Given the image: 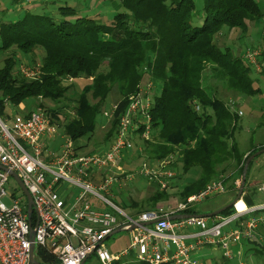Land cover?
Segmentation results:
<instances>
[{
  "label": "trees",
  "instance_id": "16d2710c",
  "mask_svg": "<svg viewBox=\"0 0 264 264\" xmlns=\"http://www.w3.org/2000/svg\"><path fill=\"white\" fill-rule=\"evenodd\" d=\"M78 1L52 0L50 8L27 11L21 19L0 21V54L20 51L32 54L36 62L37 52L42 53L40 80L15 74L16 55L6 58L0 68V117H10L6 112L7 103L19 108L33 99L55 102L69 95V88L63 85L65 79L88 78L91 83L76 95L75 117L65 125V135L74 142L77 151L83 149L85 146L81 142H89L94 137L102 108L116 87L120 94L119 109L104 141L110 145L118 128V116L125 111L129 97L153 79L158 90L151 112L152 136L164 145L145 146L146 153L150 159L161 160L170 153L169 145L197 139V146L185 152L182 163L187 174L193 170L200 174L198 179L185 185L178 196L171 191L178 185V179L168 191L162 192L155 185L157 189L147 203L133 202L139 210L128 215L137 217L151 210L175 209L178 203H186L216 178L222 179L221 175L236 168L243 174L247 160L264 150V146L253 147L247 157V152L241 153L236 138L240 118L229 103L205 87V80L209 73L212 79L236 95L264 94L252 79V74L257 72L232 48L235 42L218 41L220 37L237 32L244 35L238 40L245 41L250 36L253 41L257 40L254 33L264 31V1L119 0L118 9L109 12L77 10L70 3ZM5 16L6 13L0 11V18ZM260 61L262 70L259 73L264 77V51ZM90 96L96 103L90 102ZM57 111H48L51 120H58L60 113ZM137 156L141 159L138 153ZM132 158H126L122 164L128 170L134 169H129L128 164L129 159H136ZM248 173L244 193L248 187ZM231 188L238 194V188ZM197 207L185 213L209 215L217 211ZM235 212L233 207L219 216L231 217ZM248 241L243 257L253 256L254 264H264L263 243L257 237ZM38 254L46 258L44 251L39 250ZM126 264L148 263L137 261L135 255Z\"/></svg>",
  "mask_w": 264,
  "mask_h": 264
},
{
  "label": "built area",
  "instance_id": "2783aa9c",
  "mask_svg": "<svg viewBox=\"0 0 264 264\" xmlns=\"http://www.w3.org/2000/svg\"><path fill=\"white\" fill-rule=\"evenodd\" d=\"M31 1L45 3L48 0ZM262 53L259 48H251L244 54L246 64L257 73L262 70ZM27 65L20 68L21 76L40 80L41 65ZM157 86L150 79L129 97L125 111L118 116V128L111 144L91 154L80 155L66 135L60 149L54 151L48 141L58 134V129L41 107L26 116L11 115L7 121L0 117V166L8 170H0V264H29L32 245L39 264H83L92 255H96L99 264H114L121 258L106 247L105 241L119 228L133 233L131 248L136 259L148 264H200L192 257L196 246L186 242L190 237L186 234L187 228L198 229L200 242L217 245L227 261L242 256L240 251L234 253L231 245L242 239L252 240L258 221L249 217L244 230L226 232L225 229L236 218L250 214V210L241 212L235 205V217H217L212 224L209 218L185 213L206 199L224 194L226 187L222 179L211 183L186 203H178L175 209L151 210L137 217L129 216L122 207L98 192L112 196L111 189L116 184L121 189L139 177L151 186L157 185L162 192L172 189L176 173L169 168L170 162L150 159L146 148L137 147L133 141L135 137L140 138L141 143L151 140L154 103L145 95ZM117 109V104L111 107V118L115 117ZM136 148L142 161L137 168L128 170L122 164ZM10 172L17 174L33 199L31 221L22 189H14L16 194L7 191L12 181L20 187ZM73 189L80 192L68 203L66 198ZM261 191L264 194V184ZM93 196L100 207L107 209L94 208L89 200ZM6 198L10 204L5 202ZM259 209L264 210V205ZM177 215L192 216L170 221V217ZM149 221L156 223L150 228L142 225ZM31 229L35 232L33 241ZM172 247L174 251L170 254ZM39 250L46 253V258L38 254Z\"/></svg>",
  "mask_w": 264,
  "mask_h": 264
},
{
  "label": "rangeland",
  "instance_id": "374dc122",
  "mask_svg": "<svg viewBox=\"0 0 264 264\" xmlns=\"http://www.w3.org/2000/svg\"><path fill=\"white\" fill-rule=\"evenodd\" d=\"M48 1L52 2V0H48ZM48 1L47 3H43V6L45 7V9L50 8V5H52ZM258 1H264V0H258ZM119 2H120L119 0H115V1L113 0L112 1L110 0H79L78 2H75L76 5L74 2H71L70 4L80 11L81 10L87 11L88 9H91V10L95 9L99 11L101 9L100 12H104L106 10L109 12L111 10H117L120 5ZM35 3H38V2H32L31 0H0V11H4L6 13V16L4 18L1 17L0 21L7 22V21H13L19 18L21 19L23 18V16L25 15L27 11L39 12L40 10L37 7V4ZM110 3L112 4L111 6L113 7V9L111 8V6H105V4H110ZM99 4H102V5H99ZM262 4L264 6V3ZM52 14L54 13L52 12ZM263 23H264V19H263ZM262 27L264 29V24ZM254 35H256L258 38L255 41H253V36L252 38L250 36L249 39H247L248 36L244 37L245 39H247L245 40L247 42H245L242 39L238 40V37L240 36L239 32H237L236 34H232L230 36H225L224 38L220 37L218 41L225 43L223 42L225 40L227 44L235 42V45L234 47L232 46V48L233 49L235 48V51L237 52V54L241 56L242 58H244V54L246 53L248 49L259 48L260 50L264 51V31L262 30L261 33H254ZM243 36L244 35H241L240 37H243ZM250 43H252V45L248 46L250 45ZM13 50L16 51V49H13ZM10 54H12V52L0 54V68L4 66L5 60ZM37 54H39V57L36 59V62L33 61L32 54L29 55L26 53H22L20 51H16L14 54H12V55H16L15 57L16 67L14 69V73L20 74L19 73L20 68L22 66H29L27 64H30V66H34V67L41 65V69H42V59H41L42 53L37 52ZM244 62L246 63L245 60ZM252 79L256 81V84L262 88V91L264 93V77L260 75V73L254 72V74H252ZM148 82H150V80ZM89 83H91V80L88 78L78 79V80L65 79L63 81V85L69 88V95L67 97L61 100L55 101V102H51L49 100L46 101L42 98L37 99V100L33 99V100H29V102L27 103H24V105L27 107L26 109H33V110L41 107L47 113L49 110H58L57 112L60 113L59 118H57L58 120L53 119L55 122L51 119L50 120L52 123H54L53 125L57 127L58 129L57 133L60 132L61 134H63L65 131V125H67L75 117V109L78 106L76 102L77 100L76 95L81 93L82 90L87 85H89ZM205 87H207L209 90H213L219 98H221L222 100H225L227 103L231 105L234 104L233 111L235 114H238V117L240 118V121L238 122L240 129L237 132L236 138H237L238 147L240 148L241 153L247 152L245 153V157H247L249 154L248 151L251 150L253 147L257 146L258 148H260L264 146V94L260 96L254 95V97H248L243 94L236 95L235 93L230 92L228 88L226 89V87H224V85L220 83L218 80L212 79L209 73L206 76ZM157 90H158L157 88L154 90L152 89L150 90L149 93H146L145 95V97L149 98L154 104H155V96L157 94ZM108 97L109 98H108L107 104L104 106V108H102L101 116H99L98 118L97 129L95 131L94 137L91 138L89 142H85V141L81 142L85 147L79 150L78 153L80 155L91 154V153L97 152L98 150L107 149L109 147V142H104V141L107 137L108 132L112 128V122L114 120V117L111 118V107L117 104V101L120 100V94L116 87L113 88L111 94ZM89 100L91 103H96V101H94L91 96ZM6 112L10 116L20 114V113L21 114L27 113L23 109L20 112V108H17L10 104L7 105ZM105 114H108V115L106 116ZM3 119L7 121L8 117L3 118ZM133 141L135 142V145H137V147L143 146V148H146L145 146H148V145L149 146L154 145L156 147L159 145L161 146L164 145V142H161V141L156 142L153 136L151 137L150 141L143 140V143H141V139L138 137L133 138ZM63 143H64V140L63 141L60 140V144L62 145ZM196 146H197V139H194V140L192 139L191 141L179 143L174 146L169 145V147L171 148L170 153L166 157L161 158V159H166L165 161H169L170 162L169 168L176 173L175 181H177L178 179V182H177L178 185L176 186V188L174 187L175 191L174 192L172 191V192L176 194L177 196L179 195V192L183 190L185 185H187L190 182H193L191 181L192 179L195 180L199 178L198 175L200 173L197 171L196 173H194L195 170L187 174L185 170L183 169L184 164L182 163L184 156H185V152L187 150L194 149ZM136 150L137 148L133 150L132 154L129 156V158L133 157L132 159L136 158L133 161H130V159L128 160V164L130 166L129 169H132V168L135 169L137 167L136 165H138L142 161L140 158H138ZM59 153H57V156L59 155ZM147 157L149 156L147 155ZM248 171H249L248 182H251L252 179H255V181L259 184L264 182V154L260 155L259 157H256L251 162ZM221 177H222V180H225L226 178L228 179V182L225 183L226 187L228 188V191L229 189H231L232 186H236V188L239 189L238 191H240V189L242 188L243 180H242V174L240 172V168H236L232 172L228 174H224L223 176L221 175ZM218 181L220 180L216 178L211 183L218 182ZM211 183H209L208 185H210ZM149 186H150L149 182L147 183V181L145 180H135L131 182L130 184H127L126 186H124L123 190H121L118 184H116L111 189V193L113 194L112 196L106 195L103 191H98V192L106 196L109 200L114 202L120 208L122 207V209H124L126 213L135 214L139 210V208H135L132 203L134 202V203H137L138 205L146 204L147 203L146 200H149L151 194L154 191ZM247 186H248V183H247ZM14 189L20 190L21 187H18L17 184H15L12 181L10 185L7 186V191L10 194L11 193L16 194L17 190H14ZM248 189L249 188L246 187V191H248ZM72 192L74 193L72 197L75 198L76 195L78 196L80 191L78 189H73ZM89 200L94 208L96 209L98 208L99 210H102V208L98 205L94 196L89 197ZM216 200H218V198L214 199L213 197V199L212 198L206 199L204 203L202 202L200 204L201 210L209 209V207H211L216 202ZM5 202L10 204V201L7 198L5 199ZM125 204L129 205V207L127 208ZM106 209L107 208L105 207L104 210ZM167 209H165V211H167ZM246 210H249V208ZM217 217H221V216L218 215ZM217 217H213V219ZM221 218H228V217H221ZM236 220H238V218H236L233 222H235ZM233 222H230L228 225L233 224ZM253 235L254 236L252 239L255 238L256 233H254ZM259 239L260 238H258V240ZM259 241L263 243L264 245V240L263 241L259 240ZM105 245L108 249H110L112 253L113 252L121 253V251L128 250V252L126 253V256L122 257L119 260V262L124 261L123 264H126V261H132L135 258V254H133V250L131 248L132 236H131V232L129 231H123L121 233L112 235L110 238H108L105 241ZM240 252L241 254H244L245 250L242 249L240 250ZM217 256L219 257L218 254ZM248 260L249 259L245 260L244 264H254L255 263V260L253 261V263H250ZM84 263L85 264H99V261L96 255H92ZM257 264H260V263H257Z\"/></svg>",
  "mask_w": 264,
  "mask_h": 264
},
{
  "label": "crops",
  "instance_id": "0c3cea01",
  "mask_svg": "<svg viewBox=\"0 0 264 264\" xmlns=\"http://www.w3.org/2000/svg\"><path fill=\"white\" fill-rule=\"evenodd\" d=\"M48 2H50V1H48ZM43 3L44 2H41V3L38 2L35 4H37V7L39 8V10H42V9H45V7L43 6ZM45 3H47V1ZM19 108L21 110L23 109L25 112L33 111V109H26L27 107L24 104H22ZM64 135H65V131L63 134H61L59 132L58 134H55V136L53 135V138L48 141L49 146L54 151H58L60 149V146H61L60 140L63 141ZM263 184H264V182L261 184L257 183L255 181V179H252L251 182H248V187H247V188H249L248 191H246L243 194L241 201H238V204L237 203L236 204H237V209L240 210L241 212L245 211L248 208L251 212H250V214H245V217L238 218V220L233 222V224L229 225L225 229L226 232H231L232 230L234 231L237 229L244 230V224H245L246 220L249 217H254L258 221L257 228H255L256 230L254 231V233H256L255 238L258 235L257 239L260 238L259 240H261V241L264 240V210L259 209L260 206L264 205V194L261 191V186ZM149 187L152 188L153 190L157 189L155 186H149ZM225 187H226V184H225ZM121 190H123V188H121ZM171 191L174 192L175 190L172 189ZM72 195H74L73 192H71L70 195L66 198V201L68 203L73 202L75 200V198L77 197V195H76V197L74 198V197H72ZM237 195L238 194H236L235 189L231 188L228 191V188L226 187V192L224 194H221V195L214 197V199L218 198V200H216V202L209 208L212 210H218L220 208H223V207L227 206L228 204H230L232 201H234L236 199ZM199 206L200 205H198V207ZM198 207H197V209H198ZM101 208L103 210L105 209L104 206H101ZM165 209H163V210L165 211ZM254 209H258V210L252 211ZM200 210H201V207H200ZM234 210L236 211L235 207H234ZM235 215H236V212L231 217H235ZM213 221H214L213 218H209V224H212ZM129 232H131V231H129ZM186 234L190 235V237L186 239V242L188 244L196 246L195 250L193 251L192 257L194 260H197L200 264H241V263H244L245 260H247L246 258L243 257L244 254H242V256H240V258L235 257V258H233L232 261H227L223 255L222 251L217 247V245L205 243V242L204 243L200 242L202 239L198 237V234H199L198 229L187 228ZM131 236H132V240H133V233L132 232H131ZM247 242H249L247 239H242L241 242L236 243V244H232L231 245L232 251L234 253H237L238 251H240L242 249L245 250V244ZM173 251H174V247H172V251L170 252V254H172ZM126 252H128V250L127 251H121V253H114V252L113 253L116 255H119L120 258H122V257L126 256L125 255ZM217 254L219 255V257L217 256ZM254 260H255L254 257L251 256V258H249L248 261L250 263H253Z\"/></svg>",
  "mask_w": 264,
  "mask_h": 264
},
{
  "label": "water",
  "instance_id": "95a60500",
  "mask_svg": "<svg viewBox=\"0 0 264 264\" xmlns=\"http://www.w3.org/2000/svg\"><path fill=\"white\" fill-rule=\"evenodd\" d=\"M264 154V150H261L259 152H257L256 154L252 155L246 162L245 164V167H244V172L242 174V188L240 189L239 193H238V196L236 197V199L234 201H232L230 204H228L226 207L212 213V214H209V215H197V217H206V218H213V217H217L218 215H221L224 211H226L227 209L229 208H233L235 206L236 203H238V201L241 200L242 196H243V193H244V187H245V184H246V181H247V173H248V170H249V167H250V164L251 162L256 158V157H259L260 155ZM0 170H4V171H8L6 168L0 166ZM11 176L14 177V179L17 181L16 183H18L22 189V191L24 192V195L26 196L27 198V201H28V214H29V221H31L32 219V215H33V199L30 195V193L28 192V190L25 188V186L23 185V182L19 179V177L17 176V174L15 172H10ZM190 216L192 215H177L176 216H172L170 217V221H177V220H184V219H188L190 218ZM155 221H149V222H145V223H142L143 226H146V227H149L150 226H153L155 225ZM136 227V226H135ZM133 227V229L135 228ZM124 230L122 229H117L112 235L114 234H117V233H121L123 232ZM31 235H32V241L34 240V236H35V232H34V229H31ZM111 235V236H112ZM110 236V237H111ZM109 237V238H110ZM34 253H35V247L34 245H32L31 247V251H30V263L29 264H39L35 258H34ZM83 264H85L83 262Z\"/></svg>",
  "mask_w": 264,
  "mask_h": 264
},
{
  "label": "bare ground",
  "instance_id": "6f19581e",
  "mask_svg": "<svg viewBox=\"0 0 264 264\" xmlns=\"http://www.w3.org/2000/svg\"><path fill=\"white\" fill-rule=\"evenodd\" d=\"M245 217V216H244ZM242 218V217H241Z\"/></svg>",
  "mask_w": 264,
  "mask_h": 264
}]
</instances>
